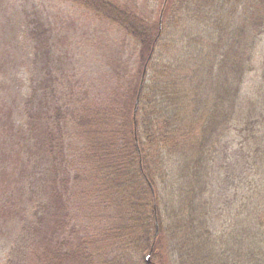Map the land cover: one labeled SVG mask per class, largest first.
Wrapping results in <instances>:
<instances>
[{"label":"trees","instance_id":"obj_1","mask_svg":"<svg viewBox=\"0 0 264 264\" xmlns=\"http://www.w3.org/2000/svg\"><path fill=\"white\" fill-rule=\"evenodd\" d=\"M60 1L137 40V73H120L118 87L94 96L90 87L61 84L62 74L56 78L44 60L50 86L41 87L48 106L57 104L35 124L50 167L44 207L26 231L32 245L25 264H149L148 255L150 264H231L247 227L242 222L241 235L219 240L209 228L208 195L221 171L227 187L239 183L232 174L247 145L241 140L232 152L220 142L247 126L248 144L257 143L264 123V55L257 54L264 0H169L164 31L141 12L145 0ZM41 46L43 57L50 51ZM253 72L255 86L246 93ZM242 159L264 174V161L252 153Z\"/></svg>","mask_w":264,"mask_h":264},{"label":"rangeland","instance_id":"obj_2","mask_svg":"<svg viewBox=\"0 0 264 264\" xmlns=\"http://www.w3.org/2000/svg\"><path fill=\"white\" fill-rule=\"evenodd\" d=\"M112 1L124 6L132 3V0ZM169 8L172 9L169 0H145L141 12L145 17L153 15L150 20L156 21V25L160 20L161 30L164 31L161 19ZM241 20L243 10L235 15V29L236 22ZM237 26L240 27L239 24ZM36 30L42 34L40 43ZM136 41L117 26L74 2L0 0V264L27 262L32 241L26 231L39 218L38 206L41 204L44 207L47 196L42 179L50 166L40 131L35 127L43 123L49 110L57 103L48 106L50 100L46 99L41 87L44 83L50 86L44 60L50 62L49 69L52 68L56 78L62 74L61 84L90 87V94L101 95L105 90L118 87L120 73L123 78H135L136 55L140 49ZM41 45L50 51L43 57L38 51ZM257 54L260 57L264 55V38L260 41ZM256 65L258 69L259 63ZM146 68L147 65L142 70ZM257 72L261 73V70ZM254 76L255 72L247 75L244 83L246 93L247 89L253 90L255 86ZM142 78L145 82V76ZM137 99L136 110L140 105V99ZM29 101L36 112L35 120L31 122L28 120ZM245 129L239 131V137L220 142L222 148L228 145L232 152L241 140L247 146L233 164L235 173L232 177L239 178L236 189L223 183L225 172L221 171L216 176L218 183L208 195L211 213L209 228L220 240L226 232L241 235L242 228L237 227L244 222L243 227L247 229L242 238L246 245H239L231 264H264V174L262 171L253 174L259 166L248 168L245 159L239 162L251 153L257 162L264 161V123L260 124V131L256 134L257 143L251 141L248 144V127ZM237 134L231 133L232 136ZM248 225L251 227L249 237Z\"/></svg>","mask_w":264,"mask_h":264},{"label":"water","instance_id":"obj_3","mask_svg":"<svg viewBox=\"0 0 264 264\" xmlns=\"http://www.w3.org/2000/svg\"><path fill=\"white\" fill-rule=\"evenodd\" d=\"M148 262H149V263L151 262V260H150V256L148 257Z\"/></svg>","mask_w":264,"mask_h":264}]
</instances>
